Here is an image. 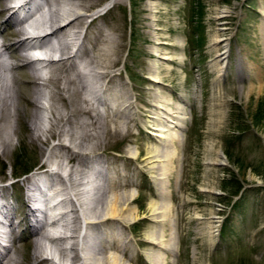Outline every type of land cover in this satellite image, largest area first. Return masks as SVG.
<instances>
[{"label": "rangeland", "instance_id": "rangeland-1", "mask_svg": "<svg viewBox=\"0 0 264 264\" xmlns=\"http://www.w3.org/2000/svg\"><path fill=\"white\" fill-rule=\"evenodd\" d=\"M94 1L97 3L90 14L98 17L89 31L83 29L80 40L91 54L97 51L99 29L113 33L120 51L117 49L116 63L108 68L114 75L108 92L125 91L134 105L129 118L124 113H113L106 104L98 105L100 112L107 110L110 114L100 120L99 129L91 126L93 131L95 128L94 137L83 136L80 142V137L75 139L79 143L73 148L85 151L82 159L102 161L106 177L115 182L113 191L105 192L107 196L100 201L112 198L118 189L134 198L125 201L129 211L119 212L118 217L123 214L125 223L109 220L98 230L105 238L110 234L127 250L126 264H153L154 251L165 253L167 264H264V0ZM220 10H228L229 15L219 19ZM86 20L91 21V16ZM225 41L229 53L223 59L219 56L218 61L217 54L224 49ZM153 65L161 78L158 82L147 77ZM160 95L170 108L164 110L172 116L170 119L184 115L175 142L176 157L170 162L166 178L171 210L164 224L153 221L150 213L151 202L166 200L155 176L158 168L151 169L148 160L143 159L147 146L162 147L150 133L160 122L156 118L160 111L156 99ZM57 104L63 105L61 101ZM27 107L34 108L29 103ZM179 107L183 113L176 112ZM23 117L20 131L14 135V147L0 153V185L15 201L14 220L25 216L26 204H35L27 200L23 184L27 176L20 177L22 171L33 165L34 171L39 166H55L42 164L46 145L30 138V125ZM77 119L87 120L86 116ZM121 119L129 123L127 130L118 123ZM68 126V122L63 125ZM219 151L221 163H213ZM55 153L63 155L65 148H56ZM80 160L68 162L70 165ZM119 181L131 184L121 187L116 184ZM56 201L57 197L48 201L47 215L53 212L49 207ZM29 217L15 230V246L22 264H34ZM1 220L0 226L7 229L8 221L0 213ZM209 223L216 225L213 232ZM162 227L165 243H171L172 250L159 249L148 240L149 233H157ZM90 232L98 233L95 229ZM110 240L113 238L109 236ZM46 263L45 259L38 262Z\"/></svg>", "mask_w": 264, "mask_h": 264}, {"label": "bare ground", "instance_id": "bare-ground-1", "mask_svg": "<svg viewBox=\"0 0 264 264\" xmlns=\"http://www.w3.org/2000/svg\"><path fill=\"white\" fill-rule=\"evenodd\" d=\"M96 3L94 0H0V27L5 25L0 29V153L14 147V135L20 131L19 121L24 116L30 125V138L46 145L42 164L50 162L55 165L54 168L46 169L39 166L38 171L32 170L26 174L23 184L27 200L35 201V204H26L27 212L24 213L25 216L21 215L19 220H14L12 212L15 201L13 202L10 194L7 195L5 186L0 185V213L8 221L7 229L0 226V264H22L15 246V230L28 215L31 216L29 221L32 235L29 242L33 246L34 264L43 259L46 264H126V258L129 257L127 250L125 251L114 237L107 234L105 238L103 231L98 229L102 224L110 222L109 220L126 222V219L122 218L123 214L121 217L118 215L120 210L129 211L126 202L128 199H134L132 194L118 189L113 197L109 195L112 198L103 199L106 203L100 201L107 196L105 192L113 191L115 182L106 177L107 172L101 165L102 161H84L82 156L85 151L73 148L78 145L80 139H84L83 136L94 137L95 128L102 123L100 120L110 114L107 110L100 112L98 105L106 104L113 113H124L127 118L131 114L130 108L134 107L125 91L117 90L112 94L108 92L114 77L108 68L116 63L119 50L118 40L113 33H105L99 29L97 51L91 54L88 45H83L80 40L83 29L89 31L88 27L95 24L98 15L92 18L94 14L91 15L90 10ZM89 16L91 21L87 22ZM153 48L159 52L156 47ZM34 51L38 53H32ZM225 52L227 48L217 54L218 61L219 56ZM156 56L169 58L160 54ZM179 59L182 57L179 56ZM157 70L153 65L147 76L154 82L161 79ZM156 100L160 109L156 118L160 122L150 133L159 139L162 147L147 146L143 159L148 160L151 169L158 168L155 176L160 181L161 196L166 200L163 203L151 202L150 213L153 221L164 224L168 210H171L170 199H167L165 190L166 178L171 170L170 162L176 157L175 142L178 141L184 115L178 116L177 120L170 119L172 116H168L169 112H166L170 111V108L164 104L165 97L160 95ZM57 101H61L63 105H58ZM28 103L32 104L33 110L27 107ZM127 106L129 109L122 111L121 108ZM39 110H42V115L39 114L38 117ZM176 112L183 113L180 107ZM80 116H86L87 120L77 119ZM73 119L78 121L73 122ZM67 122L69 126L64 128L63 125ZM118 123L128 129L129 123L125 119ZM91 126L95 127L94 131ZM74 127H78L77 130ZM63 136L66 142L63 141ZM54 137L57 142L51 143L50 140ZM77 137H80L79 142H75ZM56 148H65V153L53 154ZM218 155L213 163H221V151ZM73 158H81V163L76 161L69 165ZM116 184L126 187L131 182L123 184L119 181ZM46 190L49 193H46ZM56 197L57 201L49 207L53 212L47 215L48 201ZM2 223L1 220L0 224ZM215 226L209 223L208 228L213 232ZM93 229L98 233L90 232ZM109 236L113 241H107ZM164 236L162 227L157 233H149L148 240L159 249H174L171 243H165ZM1 240L5 241L3 245ZM64 242L67 245H64ZM112 249L123 255L111 251ZM154 253L156 256L153 264H167L165 253Z\"/></svg>", "mask_w": 264, "mask_h": 264}, {"label": "trees", "instance_id": "trees-1", "mask_svg": "<svg viewBox=\"0 0 264 264\" xmlns=\"http://www.w3.org/2000/svg\"><path fill=\"white\" fill-rule=\"evenodd\" d=\"M35 166H36V165H33V166H31V167H27V168H25L19 176L22 177V176L28 174L30 171H32V170L34 169ZM240 187H241V186H239V188H237L238 190H237V189H236V190L239 191V190H240Z\"/></svg>", "mask_w": 264, "mask_h": 264}, {"label": "built area", "instance_id": "built-area-1", "mask_svg": "<svg viewBox=\"0 0 264 264\" xmlns=\"http://www.w3.org/2000/svg\"><path fill=\"white\" fill-rule=\"evenodd\" d=\"M219 12H222L220 15H219V19H222V18H225L226 16H228V10H220Z\"/></svg>", "mask_w": 264, "mask_h": 264}]
</instances>
